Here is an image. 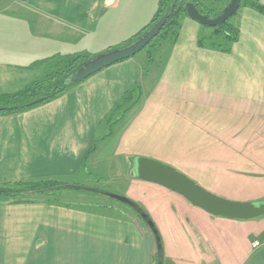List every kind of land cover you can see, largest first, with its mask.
I'll list each match as a JSON object with an SVG mask.
<instances>
[{"label":"crops","instance_id":"0c3cea01","mask_svg":"<svg viewBox=\"0 0 264 264\" xmlns=\"http://www.w3.org/2000/svg\"><path fill=\"white\" fill-rule=\"evenodd\" d=\"M115 2L0 0V95L28 86L31 79L23 74L34 71L35 67L27 66L35 60L78 53L83 35L105 28ZM234 24L239 36L225 52L209 44L198 45V22L182 16L175 41L157 42L149 65L146 58L134 54L100 69L48 102L1 112L0 184L70 179V184L94 188L93 183L75 181V177L87 168L84 175L93 178L95 172L88 164L112 166L106 158L107 164L100 165L103 154H95L99 145L114 135L112 127L122 119L112 124L110 134L102 119L122 94L138 83L141 97L137 112L123 122L119 148L136 130L144 134L158 127V110L175 112L178 117L184 112L180 124L195 122L196 129L188 130L182 145V151L190 155V161L183 160L188 176L201 178L212 189L217 180H224L227 185L220 191L253 198L249 202L263 200L264 14L242 6ZM197 150L203 153L195 157ZM139 152H122L123 160L129 162L117 164V180L131 176L124 169L131 167ZM154 156L158 158V152ZM64 189L78 188L64 187L55 195L66 193ZM164 189L170 200L158 198V208L154 200L147 199L146 204L158 217L161 243L170 248L173 229L178 235L186 230L190 233L187 257H173L167 249L163 258L170 264H243L261 245L263 216L246 220L215 216ZM83 208L74 201L61 202L57 196L50 201L19 203L0 196V245L10 252V259L0 264H50L34 259L48 258L53 250L61 264H155V237L138 216L123 219L125 210L111 214L108 206ZM254 241L259 244L253 246ZM195 249L196 255L191 256ZM40 250L43 256L34 253Z\"/></svg>","mask_w":264,"mask_h":264},{"label":"rangeland","instance_id":"374dc122","mask_svg":"<svg viewBox=\"0 0 264 264\" xmlns=\"http://www.w3.org/2000/svg\"><path fill=\"white\" fill-rule=\"evenodd\" d=\"M196 1L198 2L199 8L203 12L211 16L216 15V13H218L228 2V0H196ZM260 1L261 0H259V2ZM157 3L158 0H116L115 4L113 5V9H111L110 11V20H109V14L107 15L108 23L105 24V28L101 29L100 31L98 30V32H95L93 34L89 33L83 35L82 42L78 43L79 52L87 53L91 57L109 51L111 49L121 47L123 44H125L124 42L128 40V38H125L124 40H122L121 38L128 37L129 36L128 34L131 32L134 33L137 27L144 28L145 24L151 22V18L154 15L153 13H155ZM241 7L242 5L230 17L229 21L231 23L234 24V19L236 18ZM198 24L200 26L199 38H203L205 44H208L209 42L212 41V38L210 37V34L212 32V26L202 25L200 23ZM156 42H159V40L155 41V43L152 45L153 48L152 46H148L138 51L136 53L137 54L136 56L138 58H141L143 56V58L144 59L146 58L147 60L148 58H150L151 59L150 63H151L152 53L155 52V50L153 49L154 46L157 44ZM108 43L111 46H108ZM164 46L167 45L164 44ZM146 52L151 54V57H148L146 55L147 54ZM40 68L41 69H36L35 67L34 71H28L23 75L29 76V79H31V83L34 82L35 80H40L42 79L44 73L47 70L45 66H42ZM31 83L29 82L28 85H30ZM35 97L36 96H32L31 98H35ZM138 103L139 102L133 104L132 107L123 115L121 114L120 111H118L112 116V120L120 121V119H122V121H120L116 127H112L114 130V135L104 140L103 143L99 145L100 147L98 149V152L95 154V155H97L98 153H100V155L103 154V161L100 163V165L107 164L104 163L106 158L110 160L108 164L109 165L112 164V166L92 167L90 164H88L89 170L91 172L94 171L95 176H93V178H88V177L86 178L88 174L84 175V172H86L85 169H87L85 168L82 169L81 172H79V176H76L77 178L75 177V181L77 180L79 182L85 181V183L88 182L89 184L93 183L91 185H95V187L105 188L109 190L110 193L127 196L128 198L136 202L150 216V218L155 221L156 227L158 226V217L155 214V211L153 212L152 209L146 205L148 203L147 199L154 200L155 205L158 208V198L161 199V197H163L168 199L167 198L168 193H166L165 191L166 189H164L166 187L137 178L134 173V168H135L134 159L131 161V167L129 166L128 168L127 166H125L124 169L125 173H128L129 175L131 173V176H129L130 178L129 177L127 178L126 175H124V178L117 180L114 171L117 172L120 171L118 168L119 165L117 164L119 162L121 164L125 162L122 158L124 156L122 152L124 151L129 150L130 155H133V153H131V150L134 151L137 150L140 151L139 152L140 154H136L138 156L156 159L160 162L165 163L168 166L174 167L177 170H179L181 173L192 179L198 185H200L204 189H207L208 191L219 197L235 200V201H248L253 199V198H239L236 197L233 192H230L229 194V193H225L226 191L225 192L220 191L219 188L223 189L227 185V183L224 180L221 181L217 180L216 182L217 184H215L214 189H212L209 186L210 184L201 181V178L195 176H188L187 169L184 168L185 164L183 163V160L186 159L187 161L188 160L190 161V155L189 157H187V150L182 151V147H183L182 145H183V140L185 142V140L187 139V135L189 133L188 130L192 128L194 131H196V129L194 128L195 122L193 124L191 123L189 126H187L186 123L180 124L181 117L183 116L184 112L181 113V115L178 117L175 112L158 110V127L157 126L151 127L148 130V133L146 132L144 134L142 133L139 134L140 132L136 130L134 132V135H130L128 141L126 143L124 142L123 146L119 148V139H120L118 135L119 131L122 129L123 122H127L128 119L132 117L135 112H137L136 106H138ZM106 116L102 119V124H106V126H108L106 133L110 134L111 131L109 132V130L111 128V125L104 122ZM156 132H158V134H156ZM156 136H157V140L155 141ZM155 147H157V149H154ZM157 152H158V158L154 156L157 155ZM200 153L203 152L200 151ZM200 153L197 150L195 152V157H198ZM133 157H137V156H133ZM128 162L129 160H126L125 164H127ZM114 165L116 166L114 167ZM71 179L73 180V178ZM63 180L66 181V182H62L64 183V185L70 184L68 182L70 179L68 180L63 179ZM73 184L75 185L77 183L74 182ZM156 188H158V191H156ZM243 189L245 191H248V189L245 188ZM64 192L66 193L64 194L62 193L61 195L60 194L57 195L50 194L48 196L32 195V194H26V195H29V197L36 199V201H42L45 199L50 200V199H54L55 196H57V199L61 200V202L74 201L81 204L82 208L84 207L83 208L84 210L85 207L100 209L105 206H108L110 208L109 213L111 214H121L120 211L125 210L126 212L121 216V218L127 220H129L133 216H137L135 213L136 211L133 210L129 205L108 195L93 193V192H85L79 189H69V190L64 189ZM227 195L230 196L227 197ZM168 200H170V198ZM185 200L187 199L185 198ZM261 218L264 219V216ZM185 222L187 223L186 220ZM182 225L184 226V224ZM159 227L157 228L159 229ZM172 231L174 232L172 233V238H171V242L173 244L170 246V248L164 247L163 245L164 243H161L162 245L161 264H170L167 258H163L164 255L167 254L168 250L171 253L170 255L173 257L175 255L182 258L187 257V254H185L186 250H188L186 243L188 241V236L190 235V233L187 234V230H186L184 233L181 232L178 235L175 234L176 231L174 229ZM260 240L262 242L261 245L257 246L253 250L250 257H248L243 264H264V237L261 236ZM254 242H257L259 244L258 241H254ZM38 245L39 244H37V246ZM40 247L42 246L36 247L35 249L36 250L40 249ZM51 250H53V248H51ZM0 251L2 252V253L0 252V261L6 258L10 259L9 257L10 252L8 251V249L5 248V246L0 245ZM34 253L39 254L41 256L44 255L42 250H40L39 252L34 251ZM196 253H197V249H195L191 253V256H195ZM34 260H36L35 262H40L42 260V261H50V264H61L59 261L58 252H56L55 250L50 251L48 258H35ZM154 261L155 264H157L158 257L156 256V254ZM36 264H42V263H36Z\"/></svg>","mask_w":264,"mask_h":264},{"label":"trees","instance_id":"16d2710c","mask_svg":"<svg viewBox=\"0 0 264 264\" xmlns=\"http://www.w3.org/2000/svg\"><path fill=\"white\" fill-rule=\"evenodd\" d=\"M191 1L197 6L200 12H203L199 8L198 2L196 0ZM241 5L250 6L258 12L264 14V4L260 3L258 0H240L239 7ZM168 6H170L169 13L162 27L144 48L152 46L157 40H159V42L175 41V39L177 38L180 19L182 16L187 15L185 12L183 0H173V3H171V0H158V6L151 18V22L148 23L144 28H141L135 34L130 36V38H128V40H126L124 43L128 44L139 37L150 25L153 24V22H155L162 15V13L166 10V8H168ZM229 19L230 18L218 25L212 26V32L210 34L212 41L208 43L210 47L217 48L226 52L231 49L232 44L238 39L239 29L235 24L231 23ZM198 45H205V41L203 38L198 39ZM148 57H151V54H148ZM88 58H90V56L87 53L78 52L72 54H53L43 59L35 60L33 63L27 66V68L45 66L47 70L44 73L42 79L35 80L30 85L24 87L21 90L0 95V113L25 110L62 95L70 86L74 85L73 83H64V79ZM150 60L151 59L148 58L147 64L150 63ZM142 68L144 71L146 70L145 65ZM32 96L36 97L31 98ZM140 97V86L138 83H134L128 90L124 92L121 99L113 105L112 109L108 112V115L104 119V122L112 126V124L117 121L112 120V116L118 111H120L122 115L126 113L133 104L139 101ZM110 131L111 130H109V132ZM75 185V187L78 189L91 190L104 195H107L108 192L104 189L96 187L89 188L78 183ZM63 188L64 183L52 179L5 182L3 184H0V196L9 197L10 201L15 203L33 202L36 201V199L31 198L26 194L48 196L50 194H56L60 189ZM45 200L50 201L49 199ZM135 213L143 222H145L137 212ZM155 229L157 231V235L160 237L156 225ZM156 256L158 257L157 247Z\"/></svg>","mask_w":264,"mask_h":264},{"label":"water","instance_id":"95a60500","mask_svg":"<svg viewBox=\"0 0 264 264\" xmlns=\"http://www.w3.org/2000/svg\"><path fill=\"white\" fill-rule=\"evenodd\" d=\"M183 1L187 16L202 25L208 26L218 25L230 18L240 4V0H228L227 4L216 13V15L211 16L207 13L200 12L191 0ZM171 3H173V0H171ZM169 9L170 6L166 8L162 15L153 22L152 25H150L132 42L88 58L64 79V83H78L100 69L128 58L142 50L162 27L168 16ZM133 159L135 163L134 173L137 178L164 186L180 194L190 203L204 209L210 214L238 220L253 219L264 216V199L249 202L222 198L204 189L176 168L168 166L163 162L143 156H137ZM75 186L76 185L73 184L64 185V187ZM107 195L129 205L148 224L154 233L156 241L158 251L157 264H161L162 245L160 237L157 235L154 222L150 216L136 202L127 196L110 192H107Z\"/></svg>","mask_w":264,"mask_h":264},{"label":"built area","instance_id":"2783aa9c","mask_svg":"<svg viewBox=\"0 0 264 264\" xmlns=\"http://www.w3.org/2000/svg\"><path fill=\"white\" fill-rule=\"evenodd\" d=\"M252 245H253V246H257V245H258V243H257V242H254Z\"/></svg>","mask_w":264,"mask_h":264},{"label":"flooded vegetation","instance_id":"af4514ba","mask_svg":"<svg viewBox=\"0 0 264 264\" xmlns=\"http://www.w3.org/2000/svg\"><path fill=\"white\" fill-rule=\"evenodd\" d=\"M202 13H204V12H202Z\"/></svg>","mask_w":264,"mask_h":264}]
</instances>
